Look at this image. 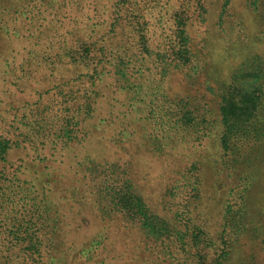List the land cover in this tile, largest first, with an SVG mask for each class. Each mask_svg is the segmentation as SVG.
<instances>
[{"label": "rangeland", "instance_id": "obj_1", "mask_svg": "<svg viewBox=\"0 0 264 264\" xmlns=\"http://www.w3.org/2000/svg\"><path fill=\"white\" fill-rule=\"evenodd\" d=\"M0 264H264V0H0Z\"/></svg>", "mask_w": 264, "mask_h": 264}]
</instances>
